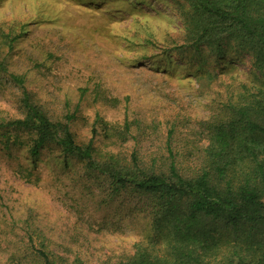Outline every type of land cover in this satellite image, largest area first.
Masks as SVG:
<instances>
[{
  "label": "rangeland",
  "instance_id": "1",
  "mask_svg": "<svg viewBox=\"0 0 264 264\" xmlns=\"http://www.w3.org/2000/svg\"><path fill=\"white\" fill-rule=\"evenodd\" d=\"M124 1H135L134 11ZM182 3L0 0V61L7 68L0 69V121L23 116L21 89L9 75L13 72L24 77L30 99L49 117L64 120L73 114L69 125L79 143L88 141L95 126L93 143L99 153L129 154L137 145L146 156L167 155L166 131L174 123L177 158L185 166L194 164L197 154L188 151L197 153L203 143L199 121L213 106L210 99L220 95L201 94L196 83L182 76L183 69L170 73L154 65L164 67L169 60L182 67L190 53L178 55L171 44L144 41L149 21L159 40L170 34L181 43L176 11ZM139 8L149 17L142 18ZM226 57L237 73L227 74V82L237 85L238 92L244 84L251 86L250 55L232 50ZM96 116L118 128L127 120L133 135L118 146L114 138L104 137ZM9 136L17 140L6 147ZM31 136L0 128V264H35L29 255L38 246L36 234L68 264L75 258L85 264L112 261L146 242L150 227L138 199L114 193L105 176L87 171L74 157H62L53 144L33 158L26 145ZM221 236L207 255L210 264L236 255L252 263L260 255H247L244 244L225 231Z\"/></svg>",
  "mask_w": 264,
  "mask_h": 264
},
{
  "label": "trees",
  "instance_id": "2",
  "mask_svg": "<svg viewBox=\"0 0 264 264\" xmlns=\"http://www.w3.org/2000/svg\"><path fill=\"white\" fill-rule=\"evenodd\" d=\"M134 2L124 1L125 8L134 11ZM139 9L142 18L149 17ZM176 13L181 43L170 34L159 40L149 21L144 41L171 44L178 55L190 53L182 59V67L169 60L167 66L154 65L170 73L183 69L182 76L196 83L201 94L220 95L210 99L213 106L199 121L203 143L197 153L188 151L197 154L194 164L185 166L177 158L174 123L166 131L167 155L146 156L137 145L129 154L99 153L93 143L95 126L88 141L79 143L69 125L73 114H66L64 120L49 117L30 99L24 77L13 72L9 75L21 89L23 116L2 119L0 128L28 131L32 136L27 151L33 158L53 144L62 157H74L87 171L105 176L114 193L124 191L138 199L148 218V239L134 244L130 254L96 264H210L207 255L219 244L223 231L244 244L247 255H260L252 263L236 255L222 264H264V0H183ZM232 50L250 55L247 75L252 83L242 85L239 92L226 79L227 74L237 75L226 57ZM0 69L7 71L1 61ZM95 122L101 124L104 137L114 138L117 145L133 135L127 120L120 128L99 116ZM16 140V136L6 138V147ZM36 238L38 246L29 255L35 264H68L47 248L42 235ZM71 264L85 263L75 258Z\"/></svg>",
  "mask_w": 264,
  "mask_h": 264
}]
</instances>
